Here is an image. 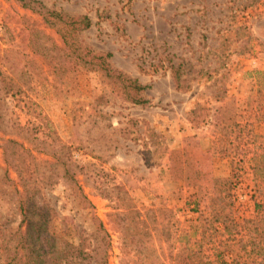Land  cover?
Masks as SVG:
<instances>
[{
  "label": "rangeland",
  "instance_id": "obj_1",
  "mask_svg": "<svg viewBox=\"0 0 264 264\" xmlns=\"http://www.w3.org/2000/svg\"><path fill=\"white\" fill-rule=\"evenodd\" d=\"M25 1L69 21L87 16L91 26L70 33L71 48L90 59L110 54L112 69L146 86L144 104L135 105L98 68L64 66L59 56L50 63L45 45L63 46L56 27H46L38 9L0 0V71L13 68L15 81L27 82L5 101L6 120L27 129L11 138L39 162L63 146L84 167L76 185L40 186L35 199L46 234L75 243L76 230L92 232L96 218L111 234L109 264H146L123 255L107 215L129 203L165 207L172 225L163 240L177 246L186 231L211 259L264 264V0ZM17 191V173L0 150V264L11 259L3 234L22 219ZM149 245L170 263L166 243L153 237Z\"/></svg>",
  "mask_w": 264,
  "mask_h": 264
},
{
  "label": "trees",
  "instance_id": "obj_2",
  "mask_svg": "<svg viewBox=\"0 0 264 264\" xmlns=\"http://www.w3.org/2000/svg\"><path fill=\"white\" fill-rule=\"evenodd\" d=\"M18 2L24 10L35 11L38 9L35 13L43 15L45 26L48 28L56 27V33L60 34L63 46L47 44L43 49L45 57L50 63L59 61V56L64 66L71 63H82L88 67V70L98 68L105 73L106 77L114 78L117 81L122 94L131 103L135 105L144 104L145 101L140 98L139 93L144 91L146 86L141 85L137 79L112 69L108 63L111 58L110 54L93 56L90 59L77 53V49H72V46L68 44L67 38L71 37L70 33H80L90 28L91 23L87 16H80L69 21L66 20V15L48 9L35 1L18 0ZM40 10H43V13H40ZM48 19L57 20L58 24L56 25ZM58 25L61 28H58ZM37 33L42 32L32 30L29 35ZM31 48L30 50L34 53L39 50L37 47ZM68 50L71 51L70 54L67 53ZM171 69L174 71L176 87L181 89L178 69L175 67ZM20 73L27 81L30 79L29 71L21 70ZM15 74L13 68H8L7 74L0 71V132L3 135L0 138L1 160L6 166L14 168L22 187V191H17L21 223L15 231L8 230L7 233L3 234L2 242L4 241V248L9 252L11 258L7 264H12L15 260L18 264H109L112 239L102 221L93 218L96 228L90 233L84 230H76L77 241L75 243L59 236H49L42 228L40 208L35 199V195L40 192V186L49 188L61 181L69 185H76V178L82 175L84 167L76 165L71 159L68 148L63 146L53 151L51 161L39 162L30 153V150L24 147L23 143H18L11 138L27 131L26 128L15 123L10 124L9 120H6V99L20 93L27 83L26 81L21 84L17 83L14 79ZM5 136L8 138H4ZM36 141L33 139L30 142L34 144ZM35 150V152L40 153L39 149ZM28 158L31 163H27ZM27 174L29 177H25ZM113 190L121 192L122 188L115 186ZM107 192V189H104L100 191V195L109 198ZM120 194L126 195L125 192ZM120 198L122 199V197ZM262 198L264 199V191ZM129 200L123 201L122 199V202L125 204L130 202ZM107 216L111 230L119 236L123 255L133 254L137 261L144 262L146 260L145 263L147 264L149 260L156 259V264H164L161 261L162 257L156 254L157 250L149 245L152 238L156 237L160 243L167 244L170 255L169 264H227L219 257L216 259L209 258L203 250L202 243L200 241L191 243L186 231L178 235L177 246L174 243H169L170 237L163 240L161 236L167 235L164 233L167 225H172V211L165 207L138 209L129 203L126 206V211L109 213ZM12 237L17 238L15 245L9 249L13 243ZM229 264L235 263L232 261Z\"/></svg>",
  "mask_w": 264,
  "mask_h": 264
}]
</instances>
